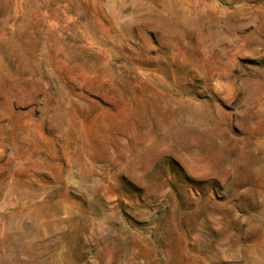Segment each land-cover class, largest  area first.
Segmentation results:
<instances>
[{
    "label": "rangeland",
    "instance_id": "obj_1",
    "mask_svg": "<svg viewBox=\"0 0 264 264\" xmlns=\"http://www.w3.org/2000/svg\"><path fill=\"white\" fill-rule=\"evenodd\" d=\"M0 264H264V0H0Z\"/></svg>",
    "mask_w": 264,
    "mask_h": 264
}]
</instances>
